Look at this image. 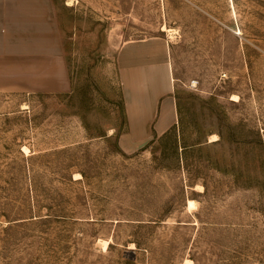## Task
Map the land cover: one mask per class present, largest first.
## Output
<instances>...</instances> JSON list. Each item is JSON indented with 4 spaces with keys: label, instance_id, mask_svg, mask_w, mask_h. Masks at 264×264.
Listing matches in <instances>:
<instances>
[{
    "label": "rangeland",
    "instance_id": "374dc122",
    "mask_svg": "<svg viewBox=\"0 0 264 264\" xmlns=\"http://www.w3.org/2000/svg\"><path fill=\"white\" fill-rule=\"evenodd\" d=\"M58 7L70 90H0V264H264V0ZM146 37L179 120L126 151L118 52Z\"/></svg>",
    "mask_w": 264,
    "mask_h": 264
},
{
    "label": "crops",
    "instance_id": "0c3cea01",
    "mask_svg": "<svg viewBox=\"0 0 264 264\" xmlns=\"http://www.w3.org/2000/svg\"><path fill=\"white\" fill-rule=\"evenodd\" d=\"M59 0H0V90L62 93L70 90V63L62 33ZM157 39V38H155ZM152 37L128 39L118 52L131 140L165 133L179 120L170 52Z\"/></svg>",
    "mask_w": 264,
    "mask_h": 264
},
{
    "label": "bare ground",
    "instance_id": "6f19581e",
    "mask_svg": "<svg viewBox=\"0 0 264 264\" xmlns=\"http://www.w3.org/2000/svg\"><path fill=\"white\" fill-rule=\"evenodd\" d=\"M69 4H71V1H69ZM232 99H234V100H238V99H239V95L234 94L233 97H232ZM24 107H28V105L25 104ZM111 131H112V130H111ZM217 139H219V138H218V136H217L216 134H215V135H212V136L210 137V140H211V141H214V140L216 141ZM195 204H196V203H195V200H193V199H189V201H188V207H189V208H195ZM191 211H192V209H191ZM102 240H103V239H102ZM109 242H110L109 240H103L101 244H103L102 246H103L104 248L107 249V247L109 246ZM106 249H105V250H106ZM186 261H187V262H190V263L193 262L192 259H187Z\"/></svg>",
    "mask_w": 264,
    "mask_h": 264
}]
</instances>
